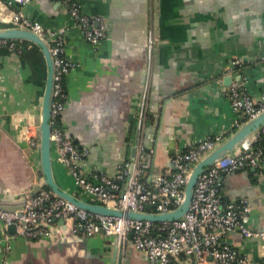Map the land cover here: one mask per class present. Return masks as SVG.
I'll return each mask as SVG.
<instances>
[{"label":"crops","instance_id":"1","mask_svg":"<svg viewBox=\"0 0 264 264\" xmlns=\"http://www.w3.org/2000/svg\"><path fill=\"white\" fill-rule=\"evenodd\" d=\"M76 1L83 12L105 19V35L96 45L85 40L58 0H30L22 9L47 32L62 27L65 53L78 62L64 78L60 124L88 148L82 170L89 178L95 179L93 172L113 175L118 164L138 155L139 144L146 175H154L169 166L174 151L205 135L229 134L237 115L226 97L223 68L233 55L250 63L243 72L253 96L264 91V0ZM9 9L0 0V12ZM149 30L153 63L146 122L138 132ZM45 77L46 62L34 42L0 45V204L7 209L16 208L19 193L41 180L38 148L28 140L36 134ZM52 170L62 188L95 201L53 152ZM219 188L225 199L247 198L248 226L264 231V158L259 168L222 174ZM49 230L35 238L0 228V264H154L130 238L121 250L114 236L76 234L69 221H55ZM227 240L252 258L247 264L263 258L261 238L231 232ZM175 260L194 264L187 256Z\"/></svg>","mask_w":264,"mask_h":264},{"label":"built area","instance_id":"2","mask_svg":"<svg viewBox=\"0 0 264 264\" xmlns=\"http://www.w3.org/2000/svg\"><path fill=\"white\" fill-rule=\"evenodd\" d=\"M29 1L5 0L10 9L3 14L12 25L28 28L44 37L52 55L54 79L50 140L54 158L68 169L75 185L92 195L98 203L153 213L176 208L183 199L185 183L193 165L222 135H205L185 149L174 151L170 155L169 166L154 175H146L147 165L139 144L138 155L118 164L113 175L93 172L95 179L89 178L82 170L88 148L67 135L57 121L61 118L66 101L64 78L78 62L65 53L62 27L47 32L41 22L22 9V5ZM58 2L80 28L85 40L91 45L98 44L105 35L104 17L83 12L76 0ZM15 40L2 38L0 45L14 48ZM152 63L153 37L149 30L146 70L135 116L138 132H142L146 122ZM248 66L249 62L233 55L223 68L224 76H231L226 97L230 108L237 115V125L264 110V91L255 97L248 89L249 76L243 72ZM28 142L32 146L37 145L35 137L29 138ZM263 158L264 125L256 135L242 142L232 153H226L204 167L194 185L189 208L181 217L173 220L152 221L100 215L56 195L46 186H40L30 193L33 185L23 190L16 208L0 206V228L6 229L10 223H14L15 234L36 238L49 235L54 218H61L63 224L70 222V228L76 234L101 232L114 236L121 250L130 238L133 247L154 264H177L175 257L178 256H187L194 264L251 263L252 258L228 242L227 235L238 232L245 238L255 236L261 238L264 244V231L248 226L251 205L247 198L225 199L219 184L222 174L259 168ZM259 264H264V253Z\"/></svg>","mask_w":264,"mask_h":264},{"label":"water","instance_id":"3","mask_svg":"<svg viewBox=\"0 0 264 264\" xmlns=\"http://www.w3.org/2000/svg\"><path fill=\"white\" fill-rule=\"evenodd\" d=\"M0 22L4 24L0 28V39H27L34 42L42 51L45 62H46V77L45 85L41 100V110L39 117L37 119V130L35 134V139L37 140L36 147L39 152V166L41 180L39 176L37 177V182L31 188L30 193H33L38 187L46 186L56 195L63 197L78 206L87 209L90 212L97 213L100 215H112V216H123L131 217L135 219H149L152 221H164L173 220L181 217L189 208L193 188L199 177V174L204 169L205 166L211 164L218 157L226 154L232 153L242 142L249 141L252 136L256 135L261 127L264 125V110L259 112L256 116L240 122L235 126L229 134L222 136L220 140L209 150H207L193 165L188 179L184 187V195L181 203L174 209L162 212L153 213L147 211H134L130 209H121L118 207L107 206L96 201H88L77 196L73 192H69L62 188L55 180L52 170V148H51V101H52V91H53V79H54V65L53 58L49 51L47 41L44 37L38 33L30 30L28 28L14 26L11 24L10 20L4 16L3 12H0ZM231 81V76H224ZM136 129V128H135ZM137 131V129H136ZM134 154L131 155V159ZM22 190L18 197L23 195ZM76 193V192H75ZM90 197L95 199L92 195L88 194ZM0 206L4 207L2 204ZM147 205L146 207H148ZM7 209V208H6ZM14 209V208H13ZM59 223H63L61 218L55 219ZM7 231L10 233H15V224L10 223L6 227Z\"/></svg>","mask_w":264,"mask_h":264},{"label":"trees","instance_id":"4","mask_svg":"<svg viewBox=\"0 0 264 264\" xmlns=\"http://www.w3.org/2000/svg\"><path fill=\"white\" fill-rule=\"evenodd\" d=\"M244 65V64H243ZM60 123V120H57Z\"/></svg>","mask_w":264,"mask_h":264}]
</instances>
